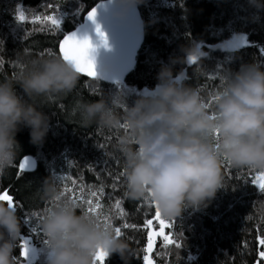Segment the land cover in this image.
Listing matches in <instances>:
<instances>
[{"label":"trees","instance_id":"16d2710c","mask_svg":"<svg viewBox=\"0 0 264 264\" xmlns=\"http://www.w3.org/2000/svg\"><path fill=\"white\" fill-rule=\"evenodd\" d=\"M97 1L0 0V79L14 76L22 69L23 65L17 63L18 52L26 54L25 58L60 57L59 41ZM261 4L264 5V0ZM137 8L143 24V41L134 67L124 81L110 84L80 75L77 86L67 95L34 101L50 117L42 143L30 142L27 127L17 132L19 152L14 164L0 174V192L7 190L18 205L21 237L40 248L45 246L46 237L39 228L42 214L81 192L87 200L91 191L98 192L103 186L99 220L109 218L114 229L124 223L137 225L135 229H122L121 236L128 240L136 256L125 262L113 253L104 259V264H145V255H149L152 264H264L259 257L264 248L257 240L264 237V192L250 182L264 171L233 167L221 157L224 186L217 190L207 207H185L179 216L165 219L172 226L164 232L175 243L165 247L163 239H156L149 254L144 251L148 231L159 226L154 222L145 231L143 224L155 215V205L148 198L128 199L124 195V178L114 181L113 174L119 176L123 172V156L115 147L121 130L96 125L82 127L76 112L78 101L96 100L100 95L122 101L116 105L122 111L142 91L155 87L161 64H167L169 57L183 55L181 45H186L189 39L199 41L207 55L201 58L198 68L177 63L173 66V76L183 69L182 82L199 89L211 109L225 69L238 71L242 63L253 61L264 68V7L258 9L250 0H143ZM19 9L26 17L24 21L18 19ZM52 15L60 21L58 29L50 23H33L35 16ZM238 36L243 37L242 43L235 49L228 48ZM48 50L55 54L49 55ZM14 87L23 96L19 85ZM27 155L35 159L36 168L31 172L19 171L18 162ZM46 177L56 186L60 200L44 198L42 184ZM73 187L75 194L65 191ZM116 200H121L123 216L115 207ZM76 204L78 212H86V203L77 200ZM21 237L13 252L18 257L17 264H24ZM44 263L43 257L38 256L33 261V264Z\"/></svg>","mask_w":264,"mask_h":264},{"label":"clouds","instance_id":"9594fccd","mask_svg":"<svg viewBox=\"0 0 264 264\" xmlns=\"http://www.w3.org/2000/svg\"><path fill=\"white\" fill-rule=\"evenodd\" d=\"M117 3L122 6L116 13L120 16L143 0ZM250 3L264 7L261 0ZM180 51L183 55L161 64L155 87L142 91L122 111L116 108L122 101L103 95L81 99L76 105L80 126L121 130L115 147L123 156L124 195L130 200L150 199L164 219L179 216L185 207L208 206L224 186L221 157L233 167L264 171V68L253 61L242 63L238 71L225 69L209 109L200 90L182 82L183 69L173 76L174 65L198 68L207 53L192 39ZM17 55L22 69L0 79V174L17 158L15 137L22 127L29 128L33 144L42 143L49 130V115L34 101L67 95L81 75L58 56ZM42 189L46 199L59 196L50 177L44 179ZM77 208L71 199H63L42 214L39 228L46 237L47 264H95L98 252L105 258L116 253L125 262L136 256L111 224ZM20 237L17 210L0 201V264H17L13 252Z\"/></svg>","mask_w":264,"mask_h":264},{"label":"water","instance_id":"95a60500","mask_svg":"<svg viewBox=\"0 0 264 264\" xmlns=\"http://www.w3.org/2000/svg\"><path fill=\"white\" fill-rule=\"evenodd\" d=\"M94 7H96L95 22L87 18V12ZM121 7L117 0L97 1L83 13L80 22L61 38L62 40L65 35L75 32L78 37L87 35L95 46L93 59L97 75L89 77L81 73V76L113 84L124 81L133 69L136 53L143 41V24L137 5L130 6L122 15L117 16L116 13L121 11ZM97 24L106 35L108 47L98 42ZM242 41L243 37L238 36L231 41L228 48L235 49ZM58 54L60 56L59 44ZM25 157L29 158L28 166L22 172H31L36 168V161L29 155L19 160L18 169L21 171L19 165Z\"/></svg>","mask_w":264,"mask_h":264},{"label":"snow or ice","instance_id":"6c2138e0","mask_svg":"<svg viewBox=\"0 0 264 264\" xmlns=\"http://www.w3.org/2000/svg\"><path fill=\"white\" fill-rule=\"evenodd\" d=\"M95 15H96V7L92 8L91 11L87 12V18L89 20H93V22H95ZM18 19L20 21H24L26 17L21 12L18 16ZM36 21H40L41 23H50L52 28L54 29H58L60 24L59 19L55 15L44 16V17L35 16L33 17V23H35ZM96 32H97L99 44L103 45L104 47H108L106 35L104 34V32L101 31L100 26L98 24L96 25ZM94 47L95 46L90 42V39L87 35L83 37H78L75 32L65 35L64 38L59 41V53L61 58L71 63L78 72L82 74H86L89 77H96L97 75L95 70L94 59H93ZM48 54L54 55L55 53H53L51 50H48ZM121 127L123 128L124 125L122 124ZM217 137H218V133H217ZM28 159L29 158L25 157L23 161L20 163L19 168L21 171H23L28 166ZM224 159L226 161L228 160L226 157H224ZM113 176H114V181L123 178L122 173L119 176H115V174H113ZM57 179H63V178H57ZM250 182L253 185L257 186L261 192H264V172H261L258 176L252 178ZM71 183L75 185L76 181H71ZM113 187H115V183ZM65 191L72 192L75 194L76 189L75 187L65 188ZM103 194H104V188L103 186H101L98 192L97 191L90 192L91 198L84 200L83 192H81L80 195H74L72 201L76 203L77 200H81L82 203H86L88 205L86 212L100 219L101 214L98 212V209L101 208L99 197L103 196ZM94 199L96 201L95 204L93 202ZM109 199H111L110 196ZM56 200H60V196H58ZM0 201H4L8 203L9 206L14 207L16 210L18 208V205L14 202V198L12 197V195L9 194L7 190L0 192ZM115 207L117 209H120L119 215L123 216L124 211L123 209H121V200H116ZM48 210L49 209H47L46 211ZM36 215H37L36 213H32V216H36ZM249 219H251V217ZM154 222L158 223L159 230L148 231L149 229L152 228ZM102 223L110 224L109 218L105 217ZM171 226H172L171 224L166 223L165 219L161 217L158 209H156L155 215L151 219H145L143 228L145 231H148V245L144 251L146 253L152 252L153 245L155 242V237H162L164 240L165 247L174 244L175 241L171 239L170 234H165L164 232L165 228H169ZM128 228L135 229L137 228V225L124 223L122 226L116 227L114 230L117 236H122L123 234L122 229H128ZM257 240L259 245L262 248H264V237H258ZM21 241H23L21 245L22 248L21 256L23 257L27 254V244L23 237H21ZM105 255L106 254L102 252H98L97 256L95 257V264H97V262H99V264H104ZM259 257L261 258V261H264V250L259 252ZM143 260L145 261V264H152L149 255H145L143 257Z\"/></svg>","mask_w":264,"mask_h":264},{"label":"rangeland","instance_id":"374dc122","mask_svg":"<svg viewBox=\"0 0 264 264\" xmlns=\"http://www.w3.org/2000/svg\"><path fill=\"white\" fill-rule=\"evenodd\" d=\"M20 13L21 12H20V9H19L18 10V14H20ZM154 230L155 231H158L159 229L157 228V229H154ZM159 238L163 239L162 237H155V240L156 239H159ZM26 244H27V254L25 256H23V258H24V264H33V261L37 258V256L38 257H43L44 262H45L44 264H47L48 249H47L46 245L45 246H41V248H40L36 244H30L28 242H26ZM147 245H148V243H147ZM154 245H155V242H154ZM21 250H22V248H21Z\"/></svg>","mask_w":264,"mask_h":264}]
</instances>
